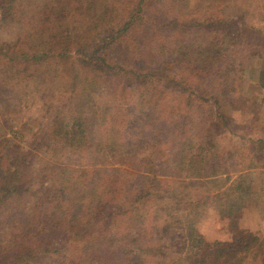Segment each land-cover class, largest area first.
I'll return each mask as SVG.
<instances>
[{"label": "trees", "instance_id": "obj_1", "mask_svg": "<svg viewBox=\"0 0 264 264\" xmlns=\"http://www.w3.org/2000/svg\"><path fill=\"white\" fill-rule=\"evenodd\" d=\"M118 1L0 0L2 19L13 22L20 33L12 42L0 41V69L10 67L15 80L12 86H33L31 82L39 80L38 90L42 83L63 89L57 107L48 111V117L45 114L47 123L37 139L48 149L62 147L75 155L88 152L89 158L82 160L89 163L73 177L77 184L57 189L52 184L41 193L38 207L24 212L14 197L24 192L28 181L24 182L26 175L16 164L29 154L10 153V168L0 167L4 172L0 177V264H164L156 257L165 262L172 259L166 264H264V237L239 228L248 201L256 193L264 194L263 135L250 140L249 158L241 155L245 140L241 141L237 148L241 158L234 169L237 176L232 177V170L224 166L226 158L225 163L220 160V145L212 142L204 127L205 116L180 113L182 105L196 106L200 114L209 110L212 123L225 121L218 93L209 89L213 83L202 84L205 73L199 69L217 67L223 55L217 35L229 18L204 15L206 9L200 7L182 28L176 24L159 43L166 26L175 23L149 19L140 2L144 0ZM71 17H79L81 23L74 21L76 25L64 27ZM148 29L145 35L154 50L141 62L127 66L103 54L108 45L119 54L131 45L130 54L136 45L132 33ZM32 30L35 34L27 39ZM93 37L98 47L95 42L85 44ZM3 48L10 50V56ZM250 73L253 86L264 93V69L253 64ZM114 76H123L125 82L116 89L125 91L132 85L138 93L128 104L114 106L116 117L107 129H101L95 96ZM180 92L186 96L184 104ZM28 96L25 91L19 99ZM14 99L18 97L10 95V102ZM133 101L141 106L140 115L132 116L134 108L129 104ZM123 116L127 119H121ZM149 119L159 122L162 135L150 139L136 131L139 123ZM183 120L188 122L180 124ZM164 141L170 152L174 150L176 179L157 178L161 162L152 157L155 145ZM227 153L233 155L231 150ZM117 164L137 166L138 171L142 165L148 166L135 174L147 186L132 193V199L125 195ZM160 183H165L157 200L166 212L162 228L172 233L175 226L178 235L156 243L146 241L149 230L138 209L154 199L151 187L158 192ZM209 209L227 220L234 232L229 240L210 243L201 232V218ZM148 256L153 259L148 261Z\"/></svg>", "mask_w": 264, "mask_h": 264}, {"label": "rangeland", "instance_id": "obj_2", "mask_svg": "<svg viewBox=\"0 0 264 264\" xmlns=\"http://www.w3.org/2000/svg\"><path fill=\"white\" fill-rule=\"evenodd\" d=\"M120 1L123 4L128 2V0ZM140 2L149 19L175 23V26H166L168 29L165 32V37H161L159 43H162L168 36V30L173 31V29H176V24L182 28L181 25L186 18L195 13L200 7L206 9L204 15L215 14V17L229 18L224 22L222 31L217 35H220L219 41L221 43L218 42V44L221 46L223 53L217 62V67L199 69L202 73H205L202 84L213 83L211 88H208L216 89L220 100V111L226 117L225 121L219 124L212 123L209 110L207 109L203 111V114H200L196 106L187 108L182 105L181 108L183 109L181 111L177 107H175V111L179 110L181 114H185L187 117L191 114L205 116L206 124H204V127L211 133L212 142H218V146L221 147L220 160L225 163L226 158L227 164L224 166L232 170L230 172L232 177H236L237 172L234 169L241 158L239 157L240 151H237L241 141L245 140L241 143L245 146V149L241 151V155L249 158L251 156H248V153L252 144L250 140L253 138L258 139L262 135L264 137L263 95L258 88L253 86L256 84L252 82V74L250 73L253 64H257L259 68L264 69V0H144ZM76 18L71 17V21H68L64 27L76 25L74 21L78 23H81V20L84 21L83 16L81 20L79 17L77 20ZM136 32L132 33L133 38L136 37L134 39L136 45L132 47L130 54L131 45L125 46L128 51L120 49V54L119 51L109 48L108 45L103 50V54L110 55L109 58L112 56L115 59L118 58L127 66L133 65L136 61L141 62L154 49L149 47V38L145 35L150 32L149 29L143 31V33ZM34 34L35 30H32L27 39H31ZM18 35L20 33L17 26L13 22H5L0 13V41L12 42ZM153 36L156 37L154 34ZM88 40L89 38L85 42L86 45L93 46L92 43L95 42L98 47L96 37ZM3 49L10 56V50ZM252 55L254 56L252 57ZM175 69L177 68L174 67V71ZM167 72L171 73V69ZM10 73V67L0 69V167L5 170H8V167L10 168V153H13L12 151L17 150L23 154L28 152V157H21L16 164L26 175L24 182L27 180L28 183L26 186L24 185V192L14 197V201L20 210L30 212L38 207L41 193L47 191V188L52 184L56 186V189L57 187L66 188L69 183L72 185L77 184L78 181H72L73 177L82 166L89 163V161L81 163L82 160H89V158L87 156L88 152L75 155L67 149H62V147H49L48 149L45 147L46 144L44 145L37 139L47 123V118L44 120L45 114L47 113L48 117V111L50 109L52 111L54 107H57L63 89H57L42 83L38 90L37 83L40 82L39 80L32 81L33 86L24 84V87L17 88L11 84L15 83V80ZM46 77L51 80L50 75ZM119 77L122 78L111 77L114 79L107 83L104 91L97 93L95 96L96 115L101 123V129H107L106 126L116 117L114 106L128 104L130 100H135L138 93L132 85L130 87L126 86L127 90L125 91L116 89L117 86L125 83L123 76ZM129 89H132L131 92ZM25 91L29 95L27 99H19L25 94ZM10 95H16L18 99L10 102ZM180 95L184 104L186 96L183 93ZM134 103L133 101L132 104H129L132 109L134 108L133 113L129 110L132 116L134 113L140 115L138 108L141 109V106H135ZM166 108V112L170 113L171 108L169 106H166ZM130 112H124L123 114L131 115ZM121 119L126 120L127 117L123 116ZM185 122L188 121L183 120L180 124ZM226 125L229 128H224L223 131L222 128ZM136 131H142L150 139L162 135L161 125L158 121L152 119L139 123ZM125 134L122 133V135ZM205 135L207 136V134ZM164 142V144L155 145V152H153L155 155L152 157L154 162H161L157 178L176 179L178 177L175 174L178 172L172 162L174 150L170 152V149H167L169 144L166 141ZM174 145H177V143ZM228 150L232 151L233 155L231 157L228 156ZM166 153L167 156H161ZM94 160H96V157L93 155L92 161ZM116 167L121 170L119 178L123 182L122 187L126 191L125 195L128 199L134 197L132 193H139L141 187L145 188L147 186V182L144 180L140 184V179H137L135 174L145 170L148 166L142 165L144 168H141V171L137 170L139 169L137 166L132 165L117 164ZM254 173H258V171ZM3 174L4 172L0 169V177ZM158 184L155 186H158ZM160 185V191L158 192L154 190V185L151 187L154 192V199L146 200L138 209L139 216L142 215L144 223L148 226L149 232H147V237L145 236L146 241L156 243H163L171 239V235L173 238L178 235L175 226L172 233H167L162 228L166 212L163 211L160 204H157V200L163 195L165 183H160ZM257 186L260 187L258 182ZM139 216L134 215V217ZM201 219L199 224L201 232L210 243L214 240H229L234 233L229 228L227 220L222 219L213 209H209ZM239 220L240 229L255 232L264 237V194L258 195L256 193L248 201V210ZM202 254L204 255V253ZM157 255H160V253L157 252ZM148 257V261L153 259L151 256ZM155 260L157 262L164 261V264L172 261V259L167 258L165 262L164 259L159 257H156ZM148 264L153 263L148 262Z\"/></svg>", "mask_w": 264, "mask_h": 264}, {"label": "crops", "instance_id": "obj_3", "mask_svg": "<svg viewBox=\"0 0 264 264\" xmlns=\"http://www.w3.org/2000/svg\"><path fill=\"white\" fill-rule=\"evenodd\" d=\"M261 91V90H260ZM262 92V91H261ZM264 93L262 92V95H263ZM263 97V96H262Z\"/></svg>", "mask_w": 264, "mask_h": 264}]
</instances>
